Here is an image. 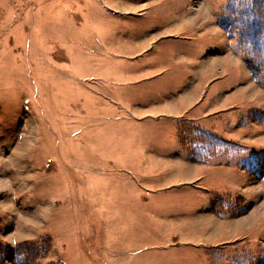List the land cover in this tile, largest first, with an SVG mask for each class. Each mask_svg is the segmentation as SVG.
Returning a JSON list of instances; mask_svg holds the SVG:
<instances>
[{"label":"rangeland","instance_id":"1","mask_svg":"<svg viewBox=\"0 0 264 264\" xmlns=\"http://www.w3.org/2000/svg\"><path fill=\"white\" fill-rule=\"evenodd\" d=\"M204 1L261 88L233 120L135 117L185 92L186 60L225 52L184 26L198 0H0L3 264H238L184 232L211 198L223 219L264 209V0ZM177 138L209 166L204 192L157 172L155 159L182 155ZM256 216L237 224L262 234ZM251 251L259 264L264 249Z\"/></svg>","mask_w":264,"mask_h":264},{"label":"crops","instance_id":"2","mask_svg":"<svg viewBox=\"0 0 264 264\" xmlns=\"http://www.w3.org/2000/svg\"><path fill=\"white\" fill-rule=\"evenodd\" d=\"M198 2L199 5L197 8H194V5V11L182 19L185 22L184 26L189 30H195L199 34L195 42V45L198 47L202 49L223 48L225 52L219 56L200 61L191 62L186 60L190 86L186 87L185 92L180 94L177 99L157 105L151 111L140 109L135 115L137 119L148 114H155L187 120L189 122L219 117L220 115L224 116L227 120H233L237 113L235 109H238L239 106L249 107L260 105L261 88L254 83L251 70L249 68L247 69L248 66H246L245 60L238 57L236 53L231 52L232 44L227 40L226 32L217 21V11L213 9V5H208L204 0H198ZM231 43L233 42L231 41ZM141 51L142 49L137 48L131 50L128 55L134 57ZM219 79L221 82L216 84L210 93H206L205 90L214 81ZM197 112L199 113L196 114ZM225 133L226 131L223 130L222 134ZM231 136L227 134L226 136H222V140L216 139V141H222L227 144L231 142ZM177 145L179 148L177 151L178 153H182V155L155 159L154 163L156 164L157 172L162 173L167 179H172L173 184L177 186L189 187L191 190L201 189L204 192L207 187L200 184L202 183L200 180L205 178V171L210 169L209 166L206 167L207 164H203L205 161L202 162L197 156L187 153L188 150L185 149L189 147L187 140L184 141L177 138ZM224 170H228V165L225 168L220 166V169H218L220 173ZM236 171H238L239 176H243V173H245L244 170L238 169L237 167ZM234 178L231 176L230 185H237L234 182ZM195 181L198 182V187L196 186L197 183H194ZM232 189L233 196L243 198L248 203L246 205L248 207L250 205V198L246 194H238L235 187ZM226 192H221V194L223 193L225 195ZM179 201L181 200L179 199ZM229 202L231 203V201ZM209 203L211 204L210 208H206L204 212L197 214L201 215L189 220V222L192 221V228L190 232L189 230L184 232L185 234L189 233L187 235V241L194 245L218 249L220 256L222 251L229 252L226 257L238 260V264H250L251 259L253 260L251 256L253 252L251 250L253 248L264 249V245L259 244L260 237L264 236V232L262 231V234H257L253 233L255 232L254 229L248 231V229L256 224L253 220L248 222V226L237 224V222L250 216H256V210H258L256 222H261L264 218V209L262 210V206L248 213L253 209L251 207L249 211L247 210L245 214L239 217L232 215L231 218L223 219L220 211L214 212L212 210V208L216 210V207H214L215 198H211ZM221 205L226 206L227 202L221 203ZM241 233L245 234L240 235ZM257 240L259 246L256 244ZM247 243L248 246H245ZM248 254L250 257H248ZM259 262V264H264V257ZM233 263L236 264L235 262Z\"/></svg>","mask_w":264,"mask_h":264},{"label":"trees","instance_id":"3","mask_svg":"<svg viewBox=\"0 0 264 264\" xmlns=\"http://www.w3.org/2000/svg\"><path fill=\"white\" fill-rule=\"evenodd\" d=\"M5 257V249L0 246V264H3V262L5 261Z\"/></svg>","mask_w":264,"mask_h":264}]
</instances>
